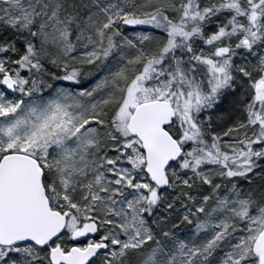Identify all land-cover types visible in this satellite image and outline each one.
I'll return each instance as SVG.
<instances>
[{"label":"snow or ice","instance_id":"1","mask_svg":"<svg viewBox=\"0 0 264 264\" xmlns=\"http://www.w3.org/2000/svg\"><path fill=\"white\" fill-rule=\"evenodd\" d=\"M0 264H264V0H0Z\"/></svg>","mask_w":264,"mask_h":264}]
</instances>
